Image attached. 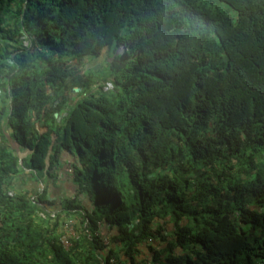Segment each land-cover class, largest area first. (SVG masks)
Returning <instances> with one entry per match:
<instances>
[{"label": "trees", "instance_id": "trees-1", "mask_svg": "<svg viewBox=\"0 0 264 264\" xmlns=\"http://www.w3.org/2000/svg\"><path fill=\"white\" fill-rule=\"evenodd\" d=\"M1 94L0 264H264V0H0Z\"/></svg>", "mask_w": 264, "mask_h": 264}, {"label": "crops", "instance_id": "crops-1", "mask_svg": "<svg viewBox=\"0 0 264 264\" xmlns=\"http://www.w3.org/2000/svg\"><path fill=\"white\" fill-rule=\"evenodd\" d=\"M4 100H5V97L3 94H1L0 95V105L4 102ZM26 151H27L26 152L27 155H23L24 158L31 154L30 151L28 150ZM70 159L71 158L67 154H63V157H62L63 164L58 171L59 176L56 181H51L47 175H45L44 178L40 182L35 181L33 177L29 174L30 171L25 170V173H21V175H19L14 181L16 191L17 192H29L30 194H36L37 192L42 191L44 186L47 188H50L49 189L50 191L48 190V197L51 200L55 201V205H57V202H58V205H59L58 211L61 210L62 202L66 198H73L75 195V186L72 182V177L69 174V172H67V168L70 165ZM44 180L48 184V186L44 184L45 183Z\"/></svg>", "mask_w": 264, "mask_h": 264}, {"label": "rangeland", "instance_id": "rangeland-1", "mask_svg": "<svg viewBox=\"0 0 264 264\" xmlns=\"http://www.w3.org/2000/svg\"><path fill=\"white\" fill-rule=\"evenodd\" d=\"M122 54V53H124V49L123 48H121V49H119L118 51H117V53L116 54ZM112 61V58H111V52L109 51V48L107 47V48H105L104 50H103V52H102V55L99 57V58H97V59H94V60H92V58H88V60L85 62V65H86V71L87 72H92L93 74H95L96 76H98V77H100V79L102 80H100L101 81V83L105 86V87H107V89H111L112 88V86L111 85H109V81L108 82H105V81H103V78L104 79H106V76H107V70L109 69V63ZM74 98H76V96H74ZM2 102V101H1ZM41 130V132L42 133H44L46 130L45 129H40ZM55 137V136H54ZM55 139H56V137H55ZM26 152L27 151H25L24 153L25 154H23V155H27L26 154ZM33 179H34V177H33ZM44 182H45V180H44ZM46 186H48V184L45 182L44 183ZM43 186V185H42ZM41 186V187H42ZM40 187V188H41ZM50 188H48V190H49ZM50 191V190H49ZM57 202V201H56ZM58 207H59V205H58V202H57V205H55V206H51V208L53 209V211H58ZM41 217H44L43 215H41ZM174 228V226H173V224H170L169 226H167V230L168 231H172V229ZM105 237H107L106 235H105Z\"/></svg>", "mask_w": 264, "mask_h": 264}, {"label": "built area", "instance_id": "built-area-1", "mask_svg": "<svg viewBox=\"0 0 264 264\" xmlns=\"http://www.w3.org/2000/svg\"><path fill=\"white\" fill-rule=\"evenodd\" d=\"M67 172H69V174L72 176L73 169H72V167L70 165L67 168ZM73 223L74 222L71 220L65 225V227H64V233L65 234L61 238V241H62V243H63V245L65 246L66 249H68L72 245V243L69 240V237H73V238L76 237V233H75V230L73 228ZM105 244L109 245V240L108 239L105 240ZM111 262L113 263L114 260H112ZM147 264H150V263H147Z\"/></svg>", "mask_w": 264, "mask_h": 264}, {"label": "water", "instance_id": "water-1", "mask_svg": "<svg viewBox=\"0 0 264 264\" xmlns=\"http://www.w3.org/2000/svg\"><path fill=\"white\" fill-rule=\"evenodd\" d=\"M79 91H80V89H78V88H74L73 89V92L74 93H78ZM56 116H57V114H56ZM6 137H7L8 141H9V144L11 146V149L14 150V151H16V153H17L20 161H22L23 158H24V156H23L24 151L21 150L20 144L18 143L17 140L11 139V137L9 135H7ZM55 137H53V140H55ZM28 151H30V150H28ZM30 153H32V151H30Z\"/></svg>", "mask_w": 264, "mask_h": 264}]
</instances>
